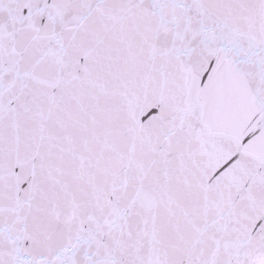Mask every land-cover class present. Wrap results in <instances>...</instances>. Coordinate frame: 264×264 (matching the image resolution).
Here are the masks:
<instances>
[{
    "label": "snow or ice",
    "instance_id": "obj_1",
    "mask_svg": "<svg viewBox=\"0 0 264 264\" xmlns=\"http://www.w3.org/2000/svg\"><path fill=\"white\" fill-rule=\"evenodd\" d=\"M0 264H264V0H0Z\"/></svg>",
    "mask_w": 264,
    "mask_h": 264
}]
</instances>
